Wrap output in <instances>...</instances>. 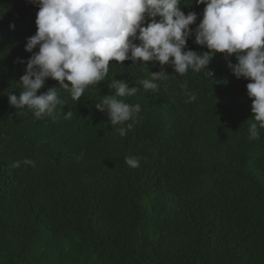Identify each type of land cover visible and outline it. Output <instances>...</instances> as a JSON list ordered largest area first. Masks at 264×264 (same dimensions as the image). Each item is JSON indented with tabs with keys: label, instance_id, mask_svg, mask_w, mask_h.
Segmentation results:
<instances>
[{
	"label": "trees",
	"instance_id": "obj_1",
	"mask_svg": "<svg viewBox=\"0 0 264 264\" xmlns=\"http://www.w3.org/2000/svg\"><path fill=\"white\" fill-rule=\"evenodd\" d=\"M204 7L181 0V11L197 14L190 29ZM38 10L0 0V264H264V128L251 112L252 81L227 67L236 54L213 55L211 80L191 69L180 76L171 62L110 61L78 101L57 88L52 115L35 118L8 93L19 96L26 64L17 59L32 55L24 48ZM193 40L185 50L209 51ZM161 69L157 89H144ZM115 80L137 89L116 99L141 111L112 125L95 104ZM53 87L47 78L37 95ZM252 123L258 139H249Z\"/></svg>",
	"mask_w": 264,
	"mask_h": 264
},
{
	"label": "clouds",
	"instance_id": "obj_2",
	"mask_svg": "<svg viewBox=\"0 0 264 264\" xmlns=\"http://www.w3.org/2000/svg\"><path fill=\"white\" fill-rule=\"evenodd\" d=\"M30 2L39 9L35 20L37 31L27 38L24 48L32 55L27 61L17 59L26 67L18 81L19 96L8 93L11 107L26 106L33 110L35 118L46 113L52 115L59 103L57 88L70 93L72 101H78L86 87L104 80L110 61L119 64L126 60L133 64L158 61L161 66L171 62L174 72L180 76L191 69L210 79L213 72L208 65L214 54L223 53L226 60L236 54L237 62L229 61L227 67L235 78L252 81L246 84L247 95L252 99L251 112L259 127L264 128V0H195L197 5L205 7L194 29L189 26L197 20V14L181 11V0ZM146 17L149 22L145 26ZM192 36L196 45L205 46L209 51L185 50ZM37 46L38 51L33 52ZM149 74L151 80L146 79L142 84L144 89L153 91L158 85L152 81L167 76L163 69ZM47 78L57 81L58 87L37 95ZM113 87L114 94L103 97L95 108L107 112L109 122L117 125L129 121L141 111V106L116 99L133 95L136 88H129L123 80H115ZM191 100L195 96L189 94ZM65 115L70 118L72 112ZM118 131L121 136L126 134L124 128ZM249 133V139L259 138L257 123L250 125ZM23 163L34 162L24 160ZM125 163L132 168L140 166L137 158L126 157ZM20 164L21 161H16L12 167L18 168Z\"/></svg>",
	"mask_w": 264,
	"mask_h": 264
},
{
	"label": "rangeland",
	"instance_id": "obj_3",
	"mask_svg": "<svg viewBox=\"0 0 264 264\" xmlns=\"http://www.w3.org/2000/svg\"><path fill=\"white\" fill-rule=\"evenodd\" d=\"M57 247L56 246H53V249L56 251V253H57V249H56Z\"/></svg>",
	"mask_w": 264,
	"mask_h": 264
}]
</instances>
